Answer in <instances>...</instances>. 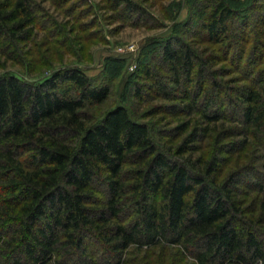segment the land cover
<instances>
[{"label": "trees", "instance_id": "16d2710c", "mask_svg": "<svg viewBox=\"0 0 264 264\" xmlns=\"http://www.w3.org/2000/svg\"><path fill=\"white\" fill-rule=\"evenodd\" d=\"M110 2L134 8L129 0ZM232 17L219 3L205 27L209 38L225 36ZM32 27L30 0H0L7 62L23 65L14 50ZM163 53L177 75L194 70L189 47L175 54L166 44ZM64 84L71 91H59ZM109 90L72 68L36 83L0 76V238L8 248L16 244L25 264H127L128 253L158 255L160 264L173 256L191 264H264V176L251 175L253 203L242 209V181L230 176L218 189L207 176L215 162L205 165L207 177L172 163L123 107L91 123L84 107L103 103ZM244 90L243 116L259 135L264 103ZM93 246L98 255L89 254ZM17 254L10 264H23Z\"/></svg>", "mask_w": 264, "mask_h": 264}, {"label": "rangeland", "instance_id": "374dc122", "mask_svg": "<svg viewBox=\"0 0 264 264\" xmlns=\"http://www.w3.org/2000/svg\"><path fill=\"white\" fill-rule=\"evenodd\" d=\"M110 1L30 0L33 27L14 50L23 65L0 55V76L36 83L57 70L79 69L110 89L103 103L84 107L91 123L123 107L132 121L147 127L157 150L172 163L204 175L205 165L215 162V172L207 176L217 180L218 189L230 176L242 181L236 199L249 210L257 184L251 175L264 176V126L259 135L252 134L242 92L256 91L264 103V0H129L133 10L115 9ZM219 3L233 17L227 34L214 40L205 27ZM166 44L175 54L190 48L191 73L177 75L171 69L163 53ZM67 87L58 89L71 91ZM130 204L128 221L134 215ZM7 241L0 238V264H10L19 253ZM89 249L98 255L96 247ZM125 259L160 264L161 258L128 253ZM191 263L181 256L167 259V264Z\"/></svg>", "mask_w": 264, "mask_h": 264}]
</instances>
